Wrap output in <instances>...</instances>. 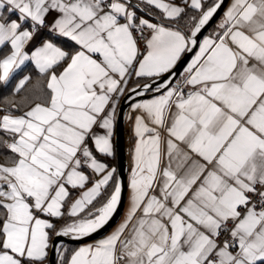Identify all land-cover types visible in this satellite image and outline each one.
Instances as JSON below:
<instances>
[{
	"label": "snow or ice",
	"instance_id": "snow-or-ice-1",
	"mask_svg": "<svg viewBox=\"0 0 264 264\" xmlns=\"http://www.w3.org/2000/svg\"><path fill=\"white\" fill-rule=\"evenodd\" d=\"M224 3L0 0V84L27 64L39 73L0 109L12 154L0 164V264H50V250L59 264H264V0H231L198 39ZM126 92L157 93L130 105L128 210L66 255L53 234L90 237L122 206L124 182L99 157L115 155Z\"/></svg>",
	"mask_w": 264,
	"mask_h": 264
},
{
	"label": "water",
	"instance_id": "water-1",
	"mask_svg": "<svg viewBox=\"0 0 264 264\" xmlns=\"http://www.w3.org/2000/svg\"><path fill=\"white\" fill-rule=\"evenodd\" d=\"M228 0H225L224 5L222 8L219 10V12L214 16V18L210 21V23L205 27L204 30H202V33L199 34L198 39H201V37L205 34V32L209 29V27L218 19V17L222 14ZM193 52L191 53H185L178 63L176 69L174 71L176 72V77L173 79V82L177 79L181 71L185 68L187 65L188 61L192 57ZM168 79V76L165 75L161 77V82L164 80ZM146 82V81H145ZM145 82H142L140 84H143ZM136 85L130 87L134 88ZM153 94V92H149L145 94L143 97H135L134 100H129L127 97L129 96V93H125V97L121 98L120 101V106L118 108V118L115 126V134H114V145H115V154H116V169H117V176L121 178L124 182L125 188L123 192V202L122 206L118 209V212L114 215V217L110 220L109 224L106 225L103 229L99 230L97 233L92 234L90 237H85L82 239H72L71 237H56L53 235L52 237V242L54 244H57L58 246H61L64 243L67 244H79L91 239H94L105 232H107L119 219L121 216V213L124 208L125 204V198H126V189H127V163H128V116H129V110H130V105L133 102L138 101L141 98H146L149 97ZM57 255L58 253L50 250L49 253V261L50 264H56L57 263Z\"/></svg>",
	"mask_w": 264,
	"mask_h": 264
},
{
	"label": "crops",
	"instance_id": "crops-1",
	"mask_svg": "<svg viewBox=\"0 0 264 264\" xmlns=\"http://www.w3.org/2000/svg\"><path fill=\"white\" fill-rule=\"evenodd\" d=\"M139 0H133V3H138ZM175 3L177 4H180L181 3V0H174ZM210 2V0H209ZM231 3V0H228L222 14L218 17V19L209 27V29L205 32V34L201 37L200 40L203 39L204 36H208V35H211L214 31L217 30V25L219 24L222 16H223V13L224 11L226 10V8L228 7V5ZM148 11H151V12H154L156 13V15L158 16L159 13L157 12V10L153 9V8H149L147 5H143ZM206 7L208 6L207 4L205 5ZM138 15H145V13H142V12H138ZM146 18H150V17H147ZM153 22H156V20H153ZM178 26V25H176ZM179 27V26H178ZM181 28V27H180ZM184 30V29H183ZM185 31V30H184ZM40 40V37L37 38V42H39ZM196 51V50H195ZM195 51L192 55V57L194 56L195 54ZM192 57L190 58V60L192 59ZM190 60L188 62H190ZM186 67V66H185ZM183 71V70H182ZM181 71V72H182ZM25 75H30L32 77V80L30 81V83L28 85H26V89H30L32 87V85L35 83L37 77L39 76V73L35 70L34 66L31 65V64H27L26 66L23 67V69L21 71H19L15 78L12 79L10 82H11V85H12V94H14V99H15V102H19L22 100L23 96L26 94V91L25 90H21L20 93H15L14 92V89L17 85V83L19 82L20 79L23 78V76ZM181 78H180V74L179 76L177 77V79L173 82V84H175L177 81H179ZM132 80H136L135 77H133L130 81H129V84H128V88L130 87L129 85L131 84ZM140 81H144V80H140ZM9 82V83H10ZM145 82V81H144ZM157 93H153L151 96L149 97H146V98H141L139 100H142V99H150L153 95H155ZM138 100V101H139ZM119 108V107H118ZM118 111V110H117ZM2 115L4 113H1ZM16 115H19L20 112L18 113H14ZM132 116L134 117L135 113L132 112L131 110V107H130V110H129V116ZM129 116H128V163H127V184H128V180H129V177H130V172H131V168L133 167V155H134V148H135V143H136V137L134 135V132H133V120L132 119H129ZM114 134H115V130H114ZM113 145H114V135H113ZM11 142V140L9 141V143ZM114 152H115V145H114ZM116 156V154L114 155ZM108 157L110 160L114 157ZM101 160H103L105 163L108 164V166L111 168V167H115L116 168V165L114 162H107L105 161L104 159H102L101 157H99ZM86 171H89V174L90 173V170H86ZM76 195H78V193H73V198L76 197ZM129 195H130V190L127 188L126 189V198H125V204H124V208H123V211L121 213V216L119 217V219L117 220V222L107 231L105 232L104 234L94 238V239H91V240H88V241H85V242H82V243H79V244H67V243H64L62 244L60 247L62 249H66V255H70L71 252L75 249H77L78 247L80 246H84L86 244H90V243H94L95 241L99 240V239H102L104 237H106L108 234H110L115 228L116 226L123 220L124 218V215L126 213V211L128 210V207H129ZM104 201L102 202H99V204L95 203V207L98 208L101 206V204L103 203ZM97 204V205H96ZM58 258H57V264H59V255H57Z\"/></svg>",
	"mask_w": 264,
	"mask_h": 264
},
{
	"label": "trees",
	"instance_id": "trees-1",
	"mask_svg": "<svg viewBox=\"0 0 264 264\" xmlns=\"http://www.w3.org/2000/svg\"><path fill=\"white\" fill-rule=\"evenodd\" d=\"M210 2H211V0H210ZM190 14H194V13H190ZM186 20H187V17H185L184 19H181L177 25L179 27H181L182 29H184L185 31H188L190 25L186 23ZM142 82H144V81H139V83H142ZM137 83H138L137 80H134V81L132 80V82H131V84L129 86L132 87V86L136 85ZM9 100L15 101L14 94H12L11 82L6 84V85L5 84H0V109H8V108H10V105L8 104ZM12 111H13V113H18L19 112V111H16L15 109H13ZM10 140L11 139L5 133L0 132V141L9 142ZM11 155L12 154L8 151V149H6L3 146V143H0V164L6 163L7 162V158L9 156H11ZM100 157L102 159H104L105 161H107V162H109V161L111 162L112 161L116 165V156H114L111 160L108 157H104V156H100ZM106 197H107V193H105L103 196H101L96 203L99 204V202L104 201L106 199ZM54 222L57 224V228H59L65 223V220H59V221H54ZM68 222H70V221H68ZM57 258H58V256H57Z\"/></svg>",
	"mask_w": 264,
	"mask_h": 264
},
{
	"label": "built area",
	"instance_id": "built-area-1",
	"mask_svg": "<svg viewBox=\"0 0 264 264\" xmlns=\"http://www.w3.org/2000/svg\"><path fill=\"white\" fill-rule=\"evenodd\" d=\"M141 48H143V41H141Z\"/></svg>",
	"mask_w": 264,
	"mask_h": 264
},
{
	"label": "rangeland",
	"instance_id": "rangeland-1",
	"mask_svg": "<svg viewBox=\"0 0 264 264\" xmlns=\"http://www.w3.org/2000/svg\"><path fill=\"white\" fill-rule=\"evenodd\" d=\"M1 113H3V112H0V115H2Z\"/></svg>",
	"mask_w": 264,
	"mask_h": 264
}]
</instances>
